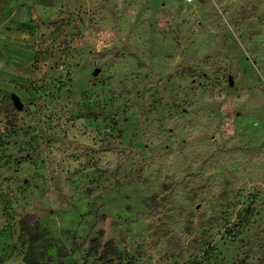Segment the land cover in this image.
<instances>
[{
    "label": "rangeland",
    "instance_id": "obj_1",
    "mask_svg": "<svg viewBox=\"0 0 264 264\" xmlns=\"http://www.w3.org/2000/svg\"><path fill=\"white\" fill-rule=\"evenodd\" d=\"M36 27L0 75V264H264V0Z\"/></svg>",
    "mask_w": 264,
    "mask_h": 264
},
{
    "label": "crops",
    "instance_id": "obj_2",
    "mask_svg": "<svg viewBox=\"0 0 264 264\" xmlns=\"http://www.w3.org/2000/svg\"><path fill=\"white\" fill-rule=\"evenodd\" d=\"M93 3L94 0H0V75L7 69L30 66L38 23L51 22L65 12L73 13Z\"/></svg>",
    "mask_w": 264,
    "mask_h": 264
},
{
    "label": "trees",
    "instance_id": "obj_3",
    "mask_svg": "<svg viewBox=\"0 0 264 264\" xmlns=\"http://www.w3.org/2000/svg\"><path fill=\"white\" fill-rule=\"evenodd\" d=\"M115 119V118H114ZM43 136H45V138H46V135L45 134H43ZM248 210V209H247ZM244 215H242V216H240V218H239V220H237L238 222H237V224H235V226H239V225H242L241 223L245 220H247L248 218H249V214H248V211H244V213H243ZM28 228L26 227V224L25 223H21V230L24 232V231H26ZM30 240H32V238L30 237L29 238ZM23 263L24 264H36L34 261H31V260H29V258H28V256L27 255H25L24 257H23ZM127 264H132L131 262H128Z\"/></svg>",
    "mask_w": 264,
    "mask_h": 264
},
{
    "label": "water",
    "instance_id": "obj_4",
    "mask_svg": "<svg viewBox=\"0 0 264 264\" xmlns=\"http://www.w3.org/2000/svg\"><path fill=\"white\" fill-rule=\"evenodd\" d=\"M13 102H14V106H15L17 109L21 110V108H22V104H21L20 102H18L17 99L13 100Z\"/></svg>",
    "mask_w": 264,
    "mask_h": 264
}]
</instances>
